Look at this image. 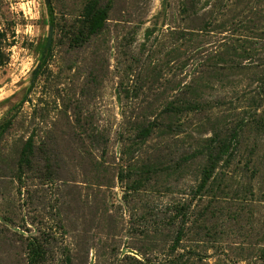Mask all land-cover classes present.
Segmentation results:
<instances>
[{"label":"rangeland","instance_id":"obj_1","mask_svg":"<svg viewBox=\"0 0 264 264\" xmlns=\"http://www.w3.org/2000/svg\"><path fill=\"white\" fill-rule=\"evenodd\" d=\"M90 1L0 0V264H264V0Z\"/></svg>","mask_w":264,"mask_h":264},{"label":"trees","instance_id":"obj_2","mask_svg":"<svg viewBox=\"0 0 264 264\" xmlns=\"http://www.w3.org/2000/svg\"><path fill=\"white\" fill-rule=\"evenodd\" d=\"M108 5L102 8L97 7L96 0H91L84 8V18L87 22V29L90 33L97 32L107 16Z\"/></svg>","mask_w":264,"mask_h":264},{"label":"water","instance_id":"obj_3","mask_svg":"<svg viewBox=\"0 0 264 264\" xmlns=\"http://www.w3.org/2000/svg\"><path fill=\"white\" fill-rule=\"evenodd\" d=\"M44 1H45V3H46V4H48L50 0H44ZM37 67H39V64H38V66H37ZM36 70H37V68L35 69V71H34V72H36Z\"/></svg>","mask_w":264,"mask_h":264}]
</instances>
